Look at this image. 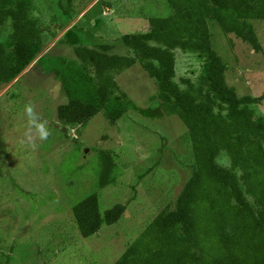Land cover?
<instances>
[{
    "label": "trees",
    "instance_id": "1",
    "mask_svg": "<svg viewBox=\"0 0 264 264\" xmlns=\"http://www.w3.org/2000/svg\"><path fill=\"white\" fill-rule=\"evenodd\" d=\"M64 1L70 11L74 0H58L61 7ZM167 3L170 16L148 18L146 32L121 36L127 54L113 53L110 44H75L68 58L41 55L46 26L34 16L31 0H0V27H10L0 43V85L12 82L37 59L66 98L56 108L60 125L82 127L99 113L113 124L134 107L116 76L138 65L156 87L150 101L185 126L194 165L173 204L146 224L114 264H264V115L256 113L264 92L238 96L227 85V67L209 28L213 23L254 52L261 51L250 21L264 20V0ZM67 35L58 41L66 43ZM175 50L200 60L197 76L176 81ZM114 157L110 151L100 153L99 188L116 184ZM98 201L94 191L71 209L82 238L123 218L126 205L101 214Z\"/></svg>",
    "mask_w": 264,
    "mask_h": 264
},
{
    "label": "rangeland",
    "instance_id": "2",
    "mask_svg": "<svg viewBox=\"0 0 264 264\" xmlns=\"http://www.w3.org/2000/svg\"><path fill=\"white\" fill-rule=\"evenodd\" d=\"M31 2L34 16L46 26L41 54L46 57L71 58L75 44H110L113 53L125 55L121 36L146 32L148 18L171 14L167 0H74L70 11L64 1L66 13L58 0ZM250 23L261 51L213 23L209 28L227 67V85L238 96L259 97L264 92V20ZM65 32L69 39L61 43ZM9 33V25L0 27V43ZM174 54L177 82L198 75V58L180 50ZM116 82L134 107L113 124L99 113L82 127H63L56 120V108L66 98L37 59L0 85V264H114L146 224L175 201L194 165L187 130L150 101L156 87L138 65L123 70ZM29 104L45 122L47 140L29 130L23 111ZM256 113L264 115V103ZM103 151L115 154L116 184L99 188ZM94 191L101 214L115 205H126L125 212L116 224L82 238L71 209Z\"/></svg>",
    "mask_w": 264,
    "mask_h": 264
},
{
    "label": "clouds",
    "instance_id": "3",
    "mask_svg": "<svg viewBox=\"0 0 264 264\" xmlns=\"http://www.w3.org/2000/svg\"><path fill=\"white\" fill-rule=\"evenodd\" d=\"M23 111L27 119V125L29 130H34L36 138H38L39 140H47L49 136V131L46 127L45 122L41 121L38 114L34 112L33 107L30 104L25 105ZM29 140H31V137H29Z\"/></svg>",
    "mask_w": 264,
    "mask_h": 264
}]
</instances>
